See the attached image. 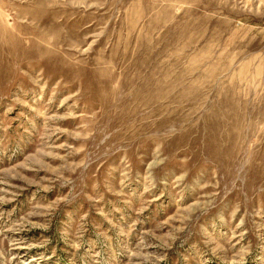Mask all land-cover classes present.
<instances>
[{
    "label": "rangeland",
    "instance_id": "374dc122",
    "mask_svg": "<svg viewBox=\"0 0 264 264\" xmlns=\"http://www.w3.org/2000/svg\"><path fill=\"white\" fill-rule=\"evenodd\" d=\"M0 264H264V0H0Z\"/></svg>",
    "mask_w": 264,
    "mask_h": 264
}]
</instances>
